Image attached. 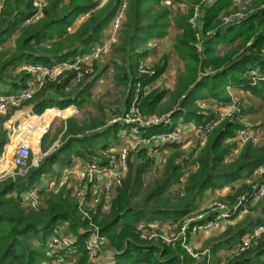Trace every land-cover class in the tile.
<instances>
[{"label":"trees","instance_id":"trees-1","mask_svg":"<svg viewBox=\"0 0 264 264\" xmlns=\"http://www.w3.org/2000/svg\"><path fill=\"white\" fill-rule=\"evenodd\" d=\"M235 1L214 0L205 8L203 29L205 32L211 31V34L203 37L201 53H197L192 44L195 35L188 23L193 0L186 14L176 13L173 16L174 24L180 29L173 47L185 61L184 69L176 75L175 87L168 101L170 107L157 111L156 105L164 98L166 90H151L140 101L143 114L160 115L165 110L170 112L172 124L179 119L197 125L205 124L213 118L216 110L203 107L200 102L212 97L221 106L229 103L231 98L225 91L227 84L264 100V82L252 86L248 84L249 80L245 75L252 67L264 70V57L260 54L264 47V0H253L252 7L256 8L255 11L240 22L222 25L219 15L234 8ZM120 2L121 0H107L99 5V0H47L42 17L37 21L27 22L36 11L34 0H3L0 9V47L14 36L15 38L11 56L6 58L4 52L0 54V80L16 91L27 86L31 75L25 71H16L11 75L12 72L7 71L9 68L13 70L22 63L50 65L88 52L105 36ZM161 2L162 0H127L118 42L113 46L115 58L112 60L116 73L114 76L126 88L123 104L125 108H120L114 115L127 109L137 81L148 85L165 70L166 62H163L161 66H155L153 75L138 73L141 59L146 55L147 40L162 38L171 26L170 16L173 11ZM81 15H87L86 19L76 29L70 30ZM226 43L228 50L222 55L218 54L219 45ZM4 75L14 76L10 82ZM99 75L102 74H96L88 82L82 80L69 86L75 73L65 72L54 80L47 81L20 107L29 105L33 113H40L47 107H81L88 101ZM12 110L14 109L0 115L1 147L5 133L2 122L7 120ZM244 112L245 108L242 107V113ZM110 118H93L89 125L67 122L64 130L60 129L63 132L62 140L57 148L43 155L37 165L29 168L26 175L0 181V264H44L48 258L43 242L57 222L69 220L71 230L78 232L83 221L80 220L75 200L67 194L61 191L44 194L41 191L44 205L36 210L23 206L19 194L38 185L43 174L59 173L73 162L74 157H79L84 162L90 161L101 150L117 143L116 134L121 125L108 124ZM242 126L238 118L224 120L206 136L203 146L189 154H185L178 143L161 146V150L170 148L172 151L166 156L159 177L150 183L151 188L144 192L140 202L136 201V195L154 160H143L139 152L130 155L134 160L130 162L129 158L126 175L113 195L107 212H102L99 208L94 217L101 233L114 247L116 264H199L179 245L173 247L141 240L135 226L140 221L151 223L170 220L176 223L196 210L206 191L244 180L264 164V147L251 142L242 145L236 156H231L237 147L234 137ZM167 129H170L169 125H154L147 129L146 134ZM87 130L92 132L85 134ZM38 133L37 139L41 134L40 129ZM46 144L45 134L41 142L42 151H47ZM183 176L185 180L181 182ZM178 185L181 188L171 194L175 195V199H171L168 193ZM246 188L247 183H241L235 188L232 186L233 192L227 198H236ZM246 220L244 224L238 223L240 226L235 231L232 225H228L220 239L212 243L211 253L232 246L263 221L251 218ZM254 252L252 256L228 259L224 264L256 263L257 257L264 254V236ZM77 264H87L82 247ZM201 264H204V260Z\"/></svg>","mask_w":264,"mask_h":264},{"label":"built area","instance_id":"built-area-1","mask_svg":"<svg viewBox=\"0 0 264 264\" xmlns=\"http://www.w3.org/2000/svg\"><path fill=\"white\" fill-rule=\"evenodd\" d=\"M107 0H99L102 5ZM213 0H194L191 4V15L188 23L194 30L195 39L192 44L197 53L203 51V30L201 20L205 13V8L211 5ZM170 3V0H164ZM237 2V0H236ZM234 4L228 13L219 15L222 25L240 22L245 16L252 14L255 7L246 4ZM47 0H34L36 7L35 14L27 22L37 21L42 17L43 8ZM2 5L0 4V9ZM127 0H121L115 16L110 22V29L114 31L110 36L102 38L95 43L91 49L83 54L76 55L74 58L52 63L50 65L22 63L16 71H25L31 75V80L27 86L12 92H0V113H5L9 109H14L13 113L21 108V104L30 99L33 94L41 89L47 81H52L65 72L72 71L75 76L69 86L84 80L88 82L95 78L96 73L93 69V62L96 61L102 53L110 48L114 41V33L119 28L121 20L124 17ZM260 7H263L260 6ZM208 34V33H206ZM138 73L143 75H153L145 64L140 63ZM245 75L248 78V84L255 86L264 82V70L249 68ZM227 87H232L230 84ZM67 90V89H66ZM150 92L148 85H143L137 81L134 85L130 103L127 109L118 115H114L108 121V124L119 123L121 127L117 131V144L101 150L98 156L90 161L72 162L65 166L58 177L43 181L35 187L25 190L19 194L21 204L31 209L40 207L41 191L51 193L63 192L76 202V207L83 224L78 227V232L71 230L70 221L62 220L55 223L43 242L45 255L48 258L44 264H75L80 256V249H84L87 264H116V258L113 249H109L107 238L101 233L95 216L98 209L104 210L110 205L113 192L121 186L122 180L128 169L130 155L138 152L139 148L147 150V155L152 159L161 151L160 147L164 144H174L180 142L182 129L187 126H195L193 122H184L179 119L172 124L169 113L143 114L139 110L138 103ZM73 108L68 106L67 108ZM56 107H47L40 113L28 112L17 122V128L12 134V139L6 143V151L12 148L11 162L9 167L2 165L5 154L0 155V181L15 176H24L32 165H37L38 160L32 159V135L36 129L41 130L40 138L46 134L56 116H59L55 110L62 111ZM72 112V111H71ZM71 112L69 114H71ZM242 117V106L237 102H229L217 110L213 118L205 124L197 125V132L201 136L199 147L203 146L206 136L220 123L229 118ZM169 125L170 129L158 131L152 134H146L149 127L154 125ZM234 140L237 145L242 146L247 142L264 147V138L260 137L250 124L243 123V126L236 132ZM13 141V143H11ZM128 144H125L127 143ZM4 145V144H3ZM9 146V147H8ZM1 150V149H0ZM133 158V157H131ZM130 158V161H132ZM260 180L256 182H247L248 188L239 194L233 202H210L203 213L192 216L193 212L184 220L177 223L180 225L177 239L174 235H167L164 232H158L150 223L138 225V237L143 241L154 242L161 240L164 243L181 241L185 251L196 258L187 244L186 234L190 231H204L213 228L221 220H229L236 214L248 212V205L252 201L264 198V164L258 167ZM183 221V222H182ZM264 236V218L257 224L252 231L245 233L240 238L234 248L230 249L234 254L245 252L251 247H256ZM82 238V239H81ZM187 245V246H186ZM231 252V253H232ZM204 264L212 263V253L205 250L202 254ZM261 264H264V254L260 256Z\"/></svg>","mask_w":264,"mask_h":264},{"label":"rangeland","instance_id":"rangeland-1","mask_svg":"<svg viewBox=\"0 0 264 264\" xmlns=\"http://www.w3.org/2000/svg\"><path fill=\"white\" fill-rule=\"evenodd\" d=\"M191 2V0H189ZM194 1V0H193ZM253 0H237L236 4L238 5H249V6H253ZM214 2V0L212 1V3ZM163 5L168 6L172 9V11L174 12V3L173 0H170V3H165L164 0H162L161 2ZM0 4H3V0H0ZM263 4H260L259 6H262ZM189 8V7H188ZM186 11V9H185ZM183 11V10H175L176 13H181V14H186V12L188 11ZM191 11V9H190ZM185 12V13H184ZM175 13V14H176ZM174 13L170 16V20H171V24H173V16L175 15ZM124 19V18H123ZM123 19L121 20V23L123 21ZM76 21V20H75ZM121 23L119 28L115 31L114 33V41L112 42L110 48H108L104 53L101 54V56L93 62V69L95 71V73L97 74V68H99V70L101 69H106L105 71H103L104 73L95 81L92 89H91V94L90 97L88 99L87 102H85L81 107H78L77 105H73V108H68V109H64L62 111H58L55 110V112H57L59 114V116H56L53 120V122L50 125V128L48 130V132L46 133L47 135V148L48 150L45 152H42L39 150V145L38 142L40 141V136L37 139L36 135L38 133V129H36L33 132L32 135V142H31V147H32V159L34 161H39L40 157L42 156L44 153H48L51 150L57 148L60 145V142L62 140V131H60L61 128H63L66 125L67 122H71L73 121L74 123L77 124H87L89 125L91 123V120L93 118H102L105 120H108L111 116L113 117V115L116 113V111H118L124 104V100H125V92H126V88L125 86L122 84L121 81H119L118 79L115 78L114 74L115 73V69L113 66V62L112 60L115 58L114 56V49L113 46L118 42V37H119V29L121 27ZM201 23H203V19L201 20ZM79 24V19L74 22V24L72 25V27L70 28V30H74L75 27ZM110 26V25H109ZM204 24L202 25V30H203V34L204 37L208 36L211 34V31H204L203 29ZM193 30V29H192ZM114 31H111V29H106L105 32V36H110ZM194 32V30H193ZM208 33V34H206ZM170 37H167L166 39H162L160 41H158V43L156 45H154V43L148 44V48H151V54L148 57H145L144 60H142L141 62L143 64H145V66L153 71L155 73V66H161L160 64H162V58L163 54H165L166 52L168 53L167 56V62H166V67L163 73L165 74H161L160 78H158L157 80H155V82L153 83V87L151 88V90H157V92L161 91V90H166V94L164 96V98L156 105V109L157 111L162 110L164 107H170V96H171V92L175 87V83H176V72L178 71V68L183 66V62H180L178 60V57L173 54L172 51V46L171 43L173 41V36H174V32L170 31L169 33ZM103 37V38H104ZM14 38L15 36L8 40L3 46L0 47V54L2 52L5 53L6 58L11 56V53L14 50ZM220 49L218 54L222 55L226 50H228V46L226 45H219ZM260 54L262 56H264V47L260 50ZM16 69H11L9 68L7 71L12 72L10 73L15 74ZM258 69V68H257ZM6 71V72H7ZM210 72L212 73L213 70H210ZM101 73V72H100ZM9 74V73H7ZM6 77V79H9V81L11 82L12 77H10V75H4ZM0 92H2V90H11L14 91V89H11L12 87L9 86L8 83L3 82L2 80H0ZM150 90V91H151ZM225 91L227 93L228 96H230L231 101L232 102H237L239 103L243 108H245V112L244 114L242 113V117H241V122L243 123H247L250 124L252 126L253 129H255V131L257 132V134L264 138V100L261 99L260 97H257L256 95L250 93V92H246L244 90H235L234 88L232 89L231 87H225ZM10 92V91H9ZM207 99H212V97H209ZM141 101V100H140ZM230 101V102H231ZM140 103H138V107L139 110H141L140 108ZM204 102L202 101L201 104H203ZM211 103V102H209ZM129 105V104H128ZM212 105V104H211ZM225 105V104H224ZM213 110H219L220 107H222L220 104L217 105V103H214L213 105ZM128 107V106H126ZM29 109V105H23V107L19 108L16 112L14 113H19L22 110H26ZM11 109L7 110L5 113H0V115H5L7 112H9ZM13 111V110H12ZM72 111V112H71ZM163 113H167L165 112V110H163ZM71 112V114H69ZM13 112L10 113L9 117L7 118V120L2 122V126L5 129V133H4V138H3V143L2 147L0 146V155L5 154L3 161H2V165L5 164V167H9L11 164V154H12V150H10L12 148V146L10 145V148L6 151V143H9V140H13L12 139V134L14 133V131L17 128L16 125L18 123L14 124H10L9 121H11L12 117H13ZM157 114V113H156ZM180 121V120H179ZM195 126L191 125L189 128H185L182 129L181 132L179 133L180 135V142L179 144V148L181 150H183L185 152V154H189L190 152H192L194 149L198 150L199 144H200V140H201V136L199 135V133L197 132V124L194 123ZM92 127V126H91ZM91 127H86V128H91ZM91 131L87 130L85 131V134H89L91 133ZM13 143V141L11 142ZM117 144V143H115ZM125 144H128L125 143ZM255 145V144H254ZM9 147V146H8ZM166 150V151H165ZM165 150H161L157 155L156 158H154V163L152 164V166L149 168V170L147 171V173L144 175V183L143 186L139 189L138 195H136V201L140 202L142 195L144 194V192L146 193V191H148L152 184L150 185V183L156 180V178L159 177L160 173H161V169L162 166L164 164L165 158L166 156L172 151L170 150V148H166ZM138 152L141 153V158L144 160L145 158L148 159H152L151 157H149L147 155V150L143 149V148H139ZM131 160L133 161L134 159L131 158ZM146 160V159H145ZM82 162V159H80L79 157H74L73 162ZM131 162V161H130ZM126 175V173H125ZM185 177L183 176L181 178V182H184ZM254 182V181H253ZM178 188H181V185H178L174 188L171 189V191L168 193L171 199H175V195L171 196V194H175L176 190ZM228 192L227 190L224 191H220L219 193L216 194H212L213 196L215 195L216 197L211 199L210 202L216 201V202H228L225 200H221V195ZM44 194H54L51 192H47L44 191ZM116 192H113V194L115 195ZM167 195V194H166ZM43 195L41 194V199H40V206L44 205V197H42ZM43 198V199H42ZM256 200V201H252L250 205H248V212H244L241 215L238 214L236 218H238L234 223H233V231L236 230L237 227L240 226L241 223H245L247 222V218L248 216H250V212H256L254 207L256 206V204L260 201ZM201 203V202H200ZM206 207L203 208V202L202 204L198 206V209H196L192 216L198 213H203V210ZM108 208H105L102 212H107ZM189 215V214H188ZM188 215L184 216L182 218V220H184L185 218L188 217ZM172 222V221H171ZM183 222V221H182ZM241 222V223H240ZM142 223V224H148L146 222L140 221L136 224L135 226V230H138V225ZM156 221L151 222V226H153L158 232H164L167 235H174L177 239H179L181 236L178 235V230H179V224L176 222L175 225H170L165 231L161 230L160 227L155 225ZM238 223H240L238 225ZM215 228V227H214ZM214 228H210L208 230H204V231H195L192 232L190 231V233L188 232L186 234V240H187V244L189 245V248L194 252L197 253V257L194 258L192 257L190 254H187L194 260V262L196 263H203V252L205 250H211V245L213 242H215V240H219L221 235L224 233V230L226 229V224L222 225V226H218L215 229ZM120 228L117 229V232L119 231ZM250 232V231H249ZM247 233V232H246ZM245 235V234H244ZM243 235V236H244ZM241 236V237H243ZM47 237V236H46ZM106 237V236H105ZM240 237V238H241ZM107 238V237H106ZM192 238V239H191ZM194 238V239H193ZM193 240V241H192ZM240 240V239H239ZM239 240L234 243L232 246L226 247L222 249V252L224 253H219V251H217L216 253H213V262L211 264H224L228 259H234L238 256H252L255 252L254 249L256 247H251L249 249H247L245 252L240 253V254H234L232 251H230V249L234 248L235 245L239 242ZM107 242H108V246L110 247L109 249H113L114 251V247L110 244L109 239L107 238ZM148 242V241H146ZM150 242V241H149ZM154 243H160L161 245H167V246H177L179 245L181 248L184 249L183 244L181 243V241H175L172 243H164L161 240H155ZM187 246V245H186ZM232 252V253H231ZM261 257H257V262L254 264H261ZM221 261V262H220ZM78 259L76 261L75 264H77Z\"/></svg>","mask_w":264,"mask_h":264},{"label":"crops","instance_id":"crops-1","mask_svg":"<svg viewBox=\"0 0 264 264\" xmlns=\"http://www.w3.org/2000/svg\"><path fill=\"white\" fill-rule=\"evenodd\" d=\"M173 3H174V5H175V7H174V9L177 11V10H183V11H185V9H186V11L188 10V7H189V5H190V1L189 0H173ZM175 10H174V14L176 13L175 12ZM185 11V12H186ZM184 12V13H185ZM86 17H87V15H81V16H79L77 19H76V21L79 19V24L82 22V21H84L85 19H86ZM76 21H74V22H76ZM74 24V23H73ZM79 24L75 27V29L79 26ZM107 29H109L110 30V26H108L107 27ZM170 31H172V32H174V36H173V41H172V43H171V46H172V51H173V54H175L177 57H178V60L180 61V62H185V61H183L180 57H179V55L175 52V50H174V43H175V36H176V34L178 33V32H180V29L174 24V22H173V24H171V26L169 27V29H168V32H167V34L165 35V36H163L162 38H150V39H148L147 40V42H146V45H145V51H146V55H144V57H142V59H141V61L142 60H144V58L145 57H148V56H150V54H151V48H148V44H151V43H154V45H156L157 43H158V41H160V40H162V39H166L167 37H170L169 36V33H170ZM222 45H227V43L226 44H222ZM167 56H168V53L166 52L165 54H163V57H161L162 58V63L163 62H167ZM264 57V56H263ZM184 69V64H183V66L182 67H180V68H178V71L176 72V74H178L180 71H182ZM106 69H101V70H99V68H97V74H103L104 72L103 71H105ZM101 72V73H100ZM162 74H165V73H162ZM100 76V75H99ZM158 78H160V76L158 77ZM157 78V79H158ZM156 79V80H157ZM155 81H153V82H151L150 84H148V86H149V89L151 90V88L153 87V83H154ZM232 89L234 88L235 90H241V89H239L238 87H235V86H232L231 87ZM173 91V90H172ZM204 103L203 104H201L202 102H200V105L201 106H203V107H206V108H213V104L214 103H217V105L219 104V102L216 100V99H206V100H204L203 101ZM209 102H211V103H209ZM212 104V105H211ZM71 106H73V105H71ZM74 107V106H73ZM125 107L124 106H122L121 107V109H124ZM28 112H32V109L29 107V109H26V110H22V111H20L19 113H14L13 114V117H12V119H11V121H9V123L10 124H14V126H15V124L17 123V122H19L20 120H21V117L23 116V115H25V114H27ZM186 128H189L188 126L186 127ZM45 135V134H44ZM43 135V136H44ZM43 136L41 137V140L38 142V145H39V150L41 151V142H42V138H43ZM240 148H241V146H239V145H237V147L233 150V153H232V155L231 156H236L238 153H239V151H240ZM48 150V149H47ZM166 151V150H165ZM42 152H45V151H42ZM43 155H45V153L43 154ZM42 155V156H43ZM42 156H39L40 158L42 157ZM74 160V159H73ZM80 163V162H79ZM55 168H56V166H55ZM194 168V167H193ZM62 170V169H61ZM60 173H61V171L59 172V173H56V174H51V173H48V174H43L42 176H41V182H43V181H47V180H52V179H54V178H56V177H58L59 175H60ZM260 180V174H259V172H258V168L254 171V173L250 176V177H247V178H245L244 180H241V181H237V182H235V183H233V185H229V186H225V187H223V188H218V189H214V190H208V191H206V193L204 194V196H203V198H202V200H201V203H199L200 205L202 204V202H203V208L204 207H206L209 203H210V200L211 199H213V198H215L216 196L214 195H212V194H216V193H219L220 191H224V190H227L228 192H226V193H224V194H222L221 195V200H225V201H228V202H233L234 201V199L235 198H227V196L228 195H231L232 194V186H234V188L235 187H237V186H239L241 183H247V182H252V181H259ZM196 209H198V207L196 208ZM254 209H255V211L256 212H250V216H248V218L250 219H252V220H254V221H256V220H263V218H264V198H262L257 204H256V206L254 207ZM237 215L238 214H236V215H234V216H232L229 220H221V221H219L214 227L216 228V227H218V226H222V225H225L226 224V227L228 226V225H233V223L238 219V218H236L237 217ZM155 225L156 226H158V227H160V229L161 230H166L170 225H175V222H171L170 220H164V221H156V223H155ZM213 227V228H214ZM214 228V229H215ZM192 239V238H191ZM194 239V238H193ZM193 241V240H192ZM219 253H224V252H222V249L219 251ZM212 262H213V254H212ZM221 262V261H220Z\"/></svg>","mask_w":264,"mask_h":264},{"label":"water","instance_id":"water-1","mask_svg":"<svg viewBox=\"0 0 264 264\" xmlns=\"http://www.w3.org/2000/svg\"><path fill=\"white\" fill-rule=\"evenodd\" d=\"M41 140V139H40Z\"/></svg>","mask_w":264,"mask_h":264}]
</instances>
